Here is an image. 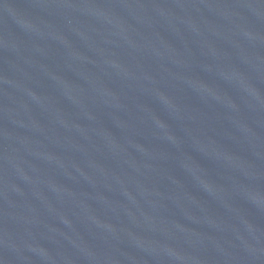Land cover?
Wrapping results in <instances>:
<instances>
[{"label":"water","instance_id":"1","mask_svg":"<svg viewBox=\"0 0 264 264\" xmlns=\"http://www.w3.org/2000/svg\"><path fill=\"white\" fill-rule=\"evenodd\" d=\"M0 264H264V0H0Z\"/></svg>","mask_w":264,"mask_h":264}]
</instances>
